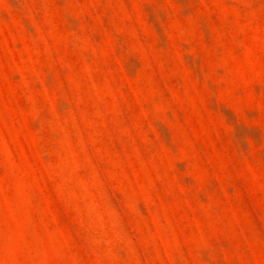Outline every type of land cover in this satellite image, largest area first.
I'll return each mask as SVG.
<instances>
[{"label": "rangeland", "instance_id": "rangeland-1", "mask_svg": "<svg viewBox=\"0 0 264 264\" xmlns=\"http://www.w3.org/2000/svg\"><path fill=\"white\" fill-rule=\"evenodd\" d=\"M0 264H264V0H0Z\"/></svg>", "mask_w": 264, "mask_h": 264}]
</instances>
